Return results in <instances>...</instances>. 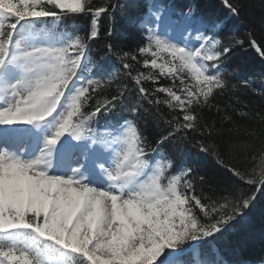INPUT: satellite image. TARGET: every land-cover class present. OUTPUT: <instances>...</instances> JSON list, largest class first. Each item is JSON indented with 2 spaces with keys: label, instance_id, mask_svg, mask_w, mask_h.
Here are the masks:
<instances>
[{
  "label": "snow or ice",
  "instance_id": "obj_1",
  "mask_svg": "<svg viewBox=\"0 0 264 264\" xmlns=\"http://www.w3.org/2000/svg\"><path fill=\"white\" fill-rule=\"evenodd\" d=\"M221 3L228 21L247 12ZM117 13L139 41L94 59ZM244 43L195 3L0 0V264H227L215 241L264 193V111L233 109L258 128L203 112L235 95ZM181 145L223 176L196 172Z\"/></svg>",
  "mask_w": 264,
  "mask_h": 264
},
{
  "label": "trees",
  "instance_id": "obj_2",
  "mask_svg": "<svg viewBox=\"0 0 264 264\" xmlns=\"http://www.w3.org/2000/svg\"><path fill=\"white\" fill-rule=\"evenodd\" d=\"M99 2L101 0H97V3ZM165 2L176 7L195 3L200 14L225 20L228 28L237 34V38L245 41L243 47H238L229 61L230 66L239 67V71L229 77L232 83L236 84L235 95L229 91L225 95L216 96L213 103L219 105L221 111L218 113L214 109L211 111L205 109L203 115L209 121L218 122L220 115L227 111L237 124L258 128V125L253 122H245L241 119L233 109L249 112L264 111V59H261L247 44L248 32H251L258 42L264 43V11H262L260 0H247V12L239 22L226 19V9L221 0H165ZM72 27L86 30L88 20L77 18ZM109 27L114 30L111 37L105 35ZM100 33L101 38L92 44L91 56L94 59L105 55L104 44L108 40H111L117 49L124 50L135 48L139 41L135 29L122 20L119 13L116 14L115 21L112 23L107 18L101 19ZM108 62L115 64V57H109ZM245 79L249 81L247 87L238 83ZM181 147L185 153L184 158L196 172H214L218 176H223L222 170L216 169L212 157L204 155L190 145H181ZM248 211L251 212V217L246 214L247 216L245 215L243 219L234 222L230 231L215 241V247L219 249V258L228 264H254L261 256H264V193L258 194L254 206Z\"/></svg>",
  "mask_w": 264,
  "mask_h": 264
},
{
  "label": "bare ground",
  "instance_id": "obj_3",
  "mask_svg": "<svg viewBox=\"0 0 264 264\" xmlns=\"http://www.w3.org/2000/svg\"><path fill=\"white\" fill-rule=\"evenodd\" d=\"M246 214L249 215V216L251 217V212H250V211H247ZM247 215H246V216H247Z\"/></svg>",
  "mask_w": 264,
  "mask_h": 264
}]
</instances>
